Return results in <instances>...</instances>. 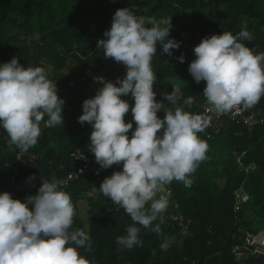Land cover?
I'll return each instance as SVG.
<instances>
[{
    "label": "trees",
    "instance_id": "obj_1",
    "mask_svg": "<svg viewBox=\"0 0 264 264\" xmlns=\"http://www.w3.org/2000/svg\"><path fill=\"white\" fill-rule=\"evenodd\" d=\"M130 6H134L137 15L146 18L171 17L170 37L182 43L171 56L162 52V45H157L152 58L155 83L172 89L179 81L178 75H185L187 81L183 85L187 86L181 87V91L193 101L205 99L206 82L197 83L188 71L195 59L193 49L202 38L223 31L235 34L246 25L253 39L245 43L257 52H264V0H0V63L15 56L25 67H45L49 78L57 83L59 96L65 100V123L46 127L47 116L44 117L38 141L30 147L40 156L20 165L15 175L17 183L36 175L49 181L54 177L64 179L61 188L71 196L75 207L72 228L87 224L90 230L91 248L79 249L90 264H244L232 253L235 244L243 243L247 246L243 249L246 262L264 264V125L249 130L242 123L226 120L221 131H212L209 137L204 128L199 137L207 142L208 150L205 159L190 174L191 186L185 187L177 180L169 183L171 193L163 222L159 218L153 221L160 223L161 233L141 226L143 245L131 249L123 248L116 240L126 234L133 221L98 190L105 177L122 169V163L102 172L76 173L71 158L77 149L88 151L98 164L89 150L92 127L78 121L83 110L80 105L93 97L91 85L81 75L84 68L92 69L97 76L125 75L124 65L106 59L97 41L111 27L115 11ZM182 54L185 60L180 62ZM122 98L130 105L134 103L130 96ZM166 107L171 110L181 107L202 117L196 105L177 101ZM257 107L264 108V95L248 108ZM130 113L131 110L125 118ZM164 115L162 112L158 116ZM84 130L86 134L81 135ZM0 131L2 138H8L3 128ZM15 150V145L0 140V192L9 188L5 174L12 169ZM238 154H243L241 164ZM251 164L254 166L250 167ZM219 179L225 182L220 183ZM241 185L250 198L236 208L235 190ZM12 192L14 196L19 194ZM84 199L86 204L82 205ZM174 213L183 215L184 224L189 227L186 232L173 220ZM248 234L259 238L249 241ZM169 237L173 238L170 247L162 250L161 242Z\"/></svg>",
    "mask_w": 264,
    "mask_h": 264
},
{
    "label": "clouds",
    "instance_id": "obj_2",
    "mask_svg": "<svg viewBox=\"0 0 264 264\" xmlns=\"http://www.w3.org/2000/svg\"><path fill=\"white\" fill-rule=\"evenodd\" d=\"M133 7L117 9L111 27L97 41L104 57L122 63L126 73L123 77L97 76L92 69L84 68L81 79L91 85L93 97L83 101L82 114L78 117L81 124L87 122L92 127L89 150L101 168L122 163V169L105 177L98 190L133 221L127 226L126 234L116 240L128 249L143 245L139 235L141 226L161 233L160 223L153 221L159 218L163 222L171 193L169 183L177 180L190 187V174L205 159L208 144L199 137L206 126L201 104L207 100L218 113L242 104L252 112L248 107L264 95V52H257L245 43L253 39L246 25L235 34L223 31L206 36L194 47L195 59L188 71L197 83L206 82L203 101H193L183 94L181 87L187 86L183 85L187 81L185 75H178L179 81L172 89L155 83L152 58L157 45H162V52L171 56L182 42L170 37L171 17L146 18L137 15ZM178 59L183 62L185 56L182 54ZM104 77L117 80L112 82ZM157 95L164 96L170 104L181 101L196 105L202 117L181 107L166 109ZM125 96L132 97L134 103L130 105L122 98ZM64 107L65 100L58 94L57 83L49 78L45 67H25L15 56L0 63V128L8 135L2 138L0 131V140L16 146L11 168L15 164L25 166L29 158L35 160L40 156L30 149L41 134L40 123L45 116L46 127L65 123ZM258 109L264 111L263 107L255 110ZM129 110L131 113L125 118ZM160 110L165 113L163 118L158 116ZM130 116L132 120L125 122ZM226 120L236 121L225 116L224 123ZM80 133L86 134L85 130ZM80 152L89 155L88 151L77 149L71 158L74 169L75 164L81 163L76 159ZM19 153L23 162L17 161ZM242 155L238 154L239 162ZM33 178L40 183L32 190L16 191L19 184L15 179L12 191L19 194L14 196L9 188L0 192V264H90L79 251L91 248L90 230L87 224L72 228L75 207L71 196L61 188L63 178L49 181L38 175L29 177ZM241 188L249 195L244 185L237 190ZM29 193L34 195H27L24 200L17 198ZM247 237L249 241L259 238L258 235ZM172 239L165 238L160 248L166 251ZM233 247L235 259L248 264L243 255L245 247L240 251L241 259L236 258Z\"/></svg>",
    "mask_w": 264,
    "mask_h": 264
},
{
    "label": "built area",
    "instance_id": "obj_3",
    "mask_svg": "<svg viewBox=\"0 0 264 264\" xmlns=\"http://www.w3.org/2000/svg\"><path fill=\"white\" fill-rule=\"evenodd\" d=\"M105 80H109L112 82H116L117 78L115 77H104ZM101 84V83H100ZM201 108L204 110V119L206 121V126L204 127L208 132L207 136L209 137L213 132L217 133L221 131V129L224 127V117L227 116L230 120H236L244 125H246L249 130L254 129L255 127L259 125H264V111L262 109L254 110L252 112H248L247 108L242 105H236L233 107L232 110L224 113H218L216 112L213 107L208 103L206 100L204 103L201 104ZM213 131V132H212ZM21 153H19L17 157V161H24L20 158ZM77 161H80L81 163L75 164V171L77 174L85 175L89 173L91 170H99V172L104 171L105 169L101 168L99 164H96L92 161V157L86 153H78L76 155ZM19 166L17 164L14 165V167L10 170V172L5 174L6 182L9 187V192L12 193V189L15 186V175L18 173ZM74 171V172H75ZM73 172V173H74ZM64 182V179L61 181V183ZM34 195L32 193L17 196V198L24 200L27 195ZM13 195V194H12ZM236 208H240L242 206L243 202H246L249 199V195L243 190V188L236 191ZM173 220L179 225L182 226V229L184 232L188 230V225L184 224V217L180 213H174L173 214ZM249 237L252 236V234H248ZM247 247L245 244H236L233 247V252L236 254L237 259H241L242 254L240 251Z\"/></svg>",
    "mask_w": 264,
    "mask_h": 264
},
{
    "label": "crops",
    "instance_id": "obj_4",
    "mask_svg": "<svg viewBox=\"0 0 264 264\" xmlns=\"http://www.w3.org/2000/svg\"><path fill=\"white\" fill-rule=\"evenodd\" d=\"M158 101H163L164 102V106L165 108L167 109L166 105L169 104V102L164 98V96H162L161 98L157 99ZM160 112H164L163 110H160ZM132 120V116L128 117L126 119V122ZM134 124V122H133ZM219 182L222 183V182H225L224 179H219ZM40 183V180L36 179V178H33V179H29V178H24L21 182V184H19L18 186H16V191L18 192H22V191H29V190H32L33 189V186L34 185H37ZM85 200V199H84ZM82 200V201H84ZM84 213V212H83ZM86 213V212H85Z\"/></svg>",
    "mask_w": 264,
    "mask_h": 264
},
{
    "label": "rangeland",
    "instance_id": "obj_5",
    "mask_svg": "<svg viewBox=\"0 0 264 264\" xmlns=\"http://www.w3.org/2000/svg\"><path fill=\"white\" fill-rule=\"evenodd\" d=\"M92 29L95 30V29H94V26H92ZM87 195H88V194H87ZM81 204H82V205L86 204V200L82 201ZM84 211H85V210H84ZM83 215L86 216V213L84 212Z\"/></svg>",
    "mask_w": 264,
    "mask_h": 264
}]
</instances>
